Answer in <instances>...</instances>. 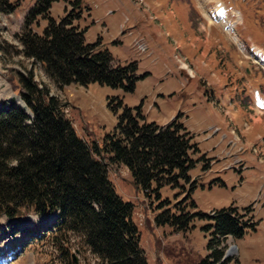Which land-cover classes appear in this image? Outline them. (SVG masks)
<instances>
[{
	"label": "rangeland",
	"instance_id": "rangeland-1",
	"mask_svg": "<svg viewBox=\"0 0 264 264\" xmlns=\"http://www.w3.org/2000/svg\"><path fill=\"white\" fill-rule=\"evenodd\" d=\"M34 1L9 0L16 4L15 9L9 14L0 12V108L13 104L29 113L18 78L31 71L33 80L45 85L50 96L61 102L59 109L88 142L102 144L116 124L117 115L108 108V97H118L129 107L141 105L146 121L158 125L182 112L179 118L194 128L201 151L193 158L202 153L209 158L198 161L190 171L196 183L191 193L196 206L189 211L208 214L229 205L242 209L253 203L249 215H253L255 228H247L241 237L226 238L223 246L228 260L223 264H264V165L256 160L263 159L257 147L261 144L256 141L253 149L245 145L242 151L237 150L235 136H241L240 129L232 128L223 112L229 105L232 109L235 100L250 107L252 114L263 111L264 64L261 67L251 49L264 48V0H82L83 11L76 23L85 30L86 42L98 40V47L111 53L113 64L137 62V71L144 77L132 92L97 82L59 88L39 63L25 57L18 35ZM69 1L73 0L54 2L49 14L59 20L71 10ZM36 23L32 28L41 33L47 21L39 18ZM227 23L235 25L236 36L224 29ZM134 37L143 38L146 53L135 49ZM180 39L195 47L188 72L195 77L187 83H182L185 75L174 70L177 56L173 45ZM257 90L262 92L263 105L256 106L251 97ZM221 120L228 123L221 125ZM240 123L245 127L244 120ZM241 138L244 143L252 140L246 133ZM205 163L209 168L204 171ZM109 178L116 193L133 204L132 218L149 264H204L212 260L207 248L209 218L194 216L184 232L169 224H156L155 215L162 210L153 192L147 194L136 187L120 165L109 166ZM191 184L164 185L159 190L160 199H169L171 208L183 204ZM46 217H21L16 220L18 231L12 230L14 225L8 219H0V264H100L97 256L82 246L79 236L70 233L62 238L55 230L54 215L49 222Z\"/></svg>",
	"mask_w": 264,
	"mask_h": 264
},
{
	"label": "trees",
	"instance_id": "trees-1",
	"mask_svg": "<svg viewBox=\"0 0 264 264\" xmlns=\"http://www.w3.org/2000/svg\"><path fill=\"white\" fill-rule=\"evenodd\" d=\"M56 1L60 0H35L26 13L18 35L22 54L39 63L59 88L97 82L134 91L144 77L137 71V62L113 64L111 53L99 48L98 40L86 42L85 30L76 23L82 0L69 1L71 10L59 20L49 14ZM15 7L9 0H0V12L8 14ZM39 18L47 21L41 33L32 28ZM18 79L32 117L13 104L0 108V217L55 211L59 214L56 232L62 238L70 233L79 236L100 264H149L132 218L133 204L116 193L109 178L107 163H111L126 166L136 187L153 192L162 210L155 215L156 224L184 232L196 215L211 220L207 248L212 260L204 264H223L228 260L223 259L226 238L241 237L247 228H255L251 205L241 210L230 205L212 215L189 211L196 206L191 198L196 183L190 171L206 158L203 154L193 158L200 150L179 115L160 126L146 121L141 105L129 107L118 97H108L116 124L102 144L88 142L58 108L61 102L33 80L31 71ZM208 167L205 163L202 169ZM180 182L193 183L185 192L187 200L174 204L172 211L170 200L160 199L159 190Z\"/></svg>",
	"mask_w": 264,
	"mask_h": 264
},
{
	"label": "crops",
	"instance_id": "crops-1",
	"mask_svg": "<svg viewBox=\"0 0 264 264\" xmlns=\"http://www.w3.org/2000/svg\"><path fill=\"white\" fill-rule=\"evenodd\" d=\"M178 41H179L178 42L179 50L183 55L186 56V53L188 51L191 53L194 51L195 47H192L190 45L187 46V43H185V40L180 39ZM174 70H177L175 64H174ZM229 106L225 107L223 109V112L226 115L227 120H229L231 122L232 128L233 127L239 128L240 133H241V137H243L246 133V134L250 135L252 138V140L250 142L243 143V144H245L249 147L250 145H252L256 141H258L261 144L259 149L262 152V154H264V142H262V141H264V120L261 118V116H264V111H262V112L259 111L260 115L259 114L257 115V112H258L257 110H256V114H252L251 112H248L250 107L241 106L240 103H237L236 101L234 102L233 105H231L232 109H230ZM241 120H244V122L245 121L248 122V126L246 128L241 127L242 126V124L240 123ZM220 123H221V125H225V123H228V122L221 120ZM185 126L187 127V129L189 131L196 134V131L194 130V128L192 126H187V125H185ZM208 126H210V125H208ZM232 128H231V131H232ZM241 141H242V138H241ZM250 143H252V144H250ZM259 164H260V162H259ZM210 172H212V168L210 169ZM261 176H262V180H263L264 179L263 174H261ZM250 178H251V176H250ZM258 188H259V185H258ZM262 201L264 204V196H263Z\"/></svg>",
	"mask_w": 264,
	"mask_h": 264
},
{
	"label": "bare ground",
	"instance_id": "bare-ground-1",
	"mask_svg": "<svg viewBox=\"0 0 264 264\" xmlns=\"http://www.w3.org/2000/svg\"><path fill=\"white\" fill-rule=\"evenodd\" d=\"M47 219H46V222H49V221H51V219H52V215L51 216H48V217H46Z\"/></svg>",
	"mask_w": 264,
	"mask_h": 264
},
{
	"label": "water",
	"instance_id": "water-1",
	"mask_svg": "<svg viewBox=\"0 0 264 264\" xmlns=\"http://www.w3.org/2000/svg\"><path fill=\"white\" fill-rule=\"evenodd\" d=\"M228 255V252L225 253L224 257H226ZM75 260V259H74Z\"/></svg>",
	"mask_w": 264,
	"mask_h": 264
}]
</instances>
